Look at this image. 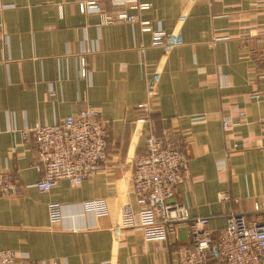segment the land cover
<instances>
[{
	"label": "crops",
	"instance_id": "obj_1",
	"mask_svg": "<svg viewBox=\"0 0 264 264\" xmlns=\"http://www.w3.org/2000/svg\"><path fill=\"white\" fill-rule=\"evenodd\" d=\"M85 1L0 0V171L24 186L0 196V249L27 252L20 264H174L177 248L190 241L188 225L171 242L113 229L124 207H140L124 164L144 151L136 119L146 85L157 96L155 133L176 137L189 159L172 200L206 217L213 231L233 212L251 219L264 211V50L257 36L264 0H140L150 3L139 17L151 30L178 34L168 52L151 46L152 31L138 23H104L99 12H81ZM96 1L113 11L109 0ZM216 33L227 37L212 42ZM87 107L108 122L107 165L78 186L60 180L40 192L34 141L22 130ZM200 114L206 121L190 122ZM98 197L109 214L83 213L81 202ZM52 203L65 216L53 224Z\"/></svg>",
	"mask_w": 264,
	"mask_h": 264
},
{
	"label": "built area",
	"instance_id": "obj_2",
	"mask_svg": "<svg viewBox=\"0 0 264 264\" xmlns=\"http://www.w3.org/2000/svg\"><path fill=\"white\" fill-rule=\"evenodd\" d=\"M112 12H103L96 0L81 2V12H99L102 22L119 21L138 23L142 31H152L150 45L168 52L180 40L178 34L167 35L160 28L151 30L150 21L142 20L139 13L147 9L149 2L140 0H109ZM129 10H136L131 13ZM257 36L263 43L264 28ZM227 35L216 33L213 40ZM211 42V43H212ZM81 77L90 74L84 61L79 71ZM157 96L152 82L146 85V99L140 106L142 115L136 124L144 129L143 153L131 157L124 166L131 169L132 192L139 209L124 207L113 226L114 231L137 229L145 240H169L182 224L189 227L190 241L177 248L174 264H207L210 259L219 264H264V211H257L248 219L243 213H231L224 227L213 231L207 227L204 216H190L186 207L172 200L177 184L188 174L189 159L181 142L171 135L158 136L152 125L151 112L155 110ZM191 123L206 121L204 114L193 115ZM230 125L228 118L221 120L222 128ZM21 135L32 137L35 157L34 168L39 177L33 184L40 192H49L60 180L73 186L82 184L89 176L107 165L108 122L101 118L94 107H87L76 114H69L47 125L22 130ZM223 167V164H219ZM24 186L7 171H0V196L18 194ZM83 213L109 214L105 198L98 197L81 202ZM51 223L62 221L65 216L57 203L49 206ZM29 259L27 252L0 249V264H20ZM101 264H117L111 260Z\"/></svg>",
	"mask_w": 264,
	"mask_h": 264
}]
</instances>
